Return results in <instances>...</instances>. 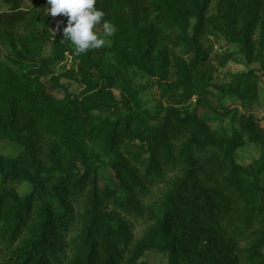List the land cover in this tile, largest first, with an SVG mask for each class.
Here are the masks:
<instances>
[{
  "label": "trees",
  "instance_id": "trees-1",
  "mask_svg": "<svg viewBox=\"0 0 264 264\" xmlns=\"http://www.w3.org/2000/svg\"><path fill=\"white\" fill-rule=\"evenodd\" d=\"M0 5V264H264V0H97L79 55L47 0Z\"/></svg>",
  "mask_w": 264,
  "mask_h": 264
},
{
  "label": "clouds",
  "instance_id": "clouds-1",
  "mask_svg": "<svg viewBox=\"0 0 264 264\" xmlns=\"http://www.w3.org/2000/svg\"><path fill=\"white\" fill-rule=\"evenodd\" d=\"M97 0H47L48 12L52 16L64 14L67 26L63 29L64 36L75 46L77 55L89 49H99L106 43V38L111 37L117 27L108 20H103V35L94 31L95 26L105 16L102 9L96 8Z\"/></svg>",
  "mask_w": 264,
  "mask_h": 264
},
{
  "label": "rangeland",
  "instance_id": "rangeland-1",
  "mask_svg": "<svg viewBox=\"0 0 264 264\" xmlns=\"http://www.w3.org/2000/svg\"><path fill=\"white\" fill-rule=\"evenodd\" d=\"M0 7L2 8L4 6L0 5ZM212 39H213L212 51L213 54L218 55V57H221L225 52L236 51V46L227 42L223 37H218V38L212 37ZM8 55H9L8 44L4 41H0L1 59L6 62H10ZM235 58L238 60L242 59L238 54L235 55ZM67 64L70 63L68 62ZM199 112L205 115L206 117L210 116V113L205 109L199 108ZM252 112L258 118L260 125L264 127V90L261 92L259 101L252 108ZM212 125L217 129H221L222 127V125L215 119V117L212 118ZM17 150L18 147L15 144L9 143L7 141H0V153L13 155L17 152ZM258 153H259L258 146L246 140L244 144L236 150L235 158L239 164L248 165L249 163L255 160V158L258 156ZM16 186L20 192L25 191L28 187L24 182L17 183ZM145 258L150 262L157 263L162 261L164 257L161 256L160 254L150 252L146 254Z\"/></svg>",
  "mask_w": 264,
  "mask_h": 264
}]
</instances>
